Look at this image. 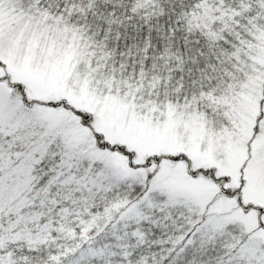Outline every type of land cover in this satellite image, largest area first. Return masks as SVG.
Segmentation results:
<instances>
[{
  "label": "snow or ice",
  "instance_id": "6c2138e0",
  "mask_svg": "<svg viewBox=\"0 0 264 264\" xmlns=\"http://www.w3.org/2000/svg\"><path fill=\"white\" fill-rule=\"evenodd\" d=\"M0 264H264V0H0Z\"/></svg>",
  "mask_w": 264,
  "mask_h": 264
}]
</instances>
